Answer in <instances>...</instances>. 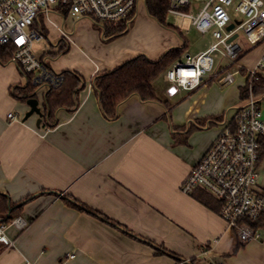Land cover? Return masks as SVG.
<instances>
[{"label": "crops", "instance_id": "obj_1", "mask_svg": "<svg viewBox=\"0 0 264 264\" xmlns=\"http://www.w3.org/2000/svg\"><path fill=\"white\" fill-rule=\"evenodd\" d=\"M142 3L145 12L138 6L137 25L117 37H104L91 18L69 10L65 15L51 7L39 14L49 46L37 57L54 71L75 70L87 81L77 109H59L53 127L38 123L36 113L26 118L30 106L12 92L27 82L26 76L15 60L0 62V192L13 201L36 195L19 215L24 227L9 228L15 241L0 254V264H173L179 258H191L193 264H264V237L241 241L216 205L181 187L244 104V76L226 83L231 65L226 66L205 75L197 88L171 96L165 72L154 80L158 99L133 94L119 104L114 119L100 107L91 84L97 73L138 54L157 60L183 45V39L145 38L142 22L171 32ZM50 25L56 29L51 37ZM61 44L68 51L52 56ZM261 106L264 117V93ZM11 112L18 119H11ZM258 188L264 191V154ZM61 194L110 221L70 205Z\"/></svg>", "mask_w": 264, "mask_h": 264}, {"label": "built area", "instance_id": "obj_2", "mask_svg": "<svg viewBox=\"0 0 264 264\" xmlns=\"http://www.w3.org/2000/svg\"><path fill=\"white\" fill-rule=\"evenodd\" d=\"M141 0H0V47L15 46L13 60L25 74L32 75V83L39 91L59 87L64 82L61 72L52 70L33 53V42L44 38V33L33 28L39 14L51 7L67 8L76 17H89L98 22H119L137 13ZM201 7L189 12L192 5ZM243 18H232L228 7ZM167 14L187 16L202 33L212 30L215 43L194 56L176 61L166 71L170 82L169 95L179 90L197 88L205 75L215 69L213 53L220 51L230 62L236 63L247 49L239 40L243 32L250 45L264 41V0H168ZM232 29H228L230 24ZM236 35L235 38H231ZM246 78V98L239 106L232 122L221 130L217 138L191 168L181 187L184 192L203 190L220 203L221 217L235 228L243 242L264 237V191L258 188L260 137L264 135V117L261 94L254 82L264 75V53L253 67L227 69L224 81L234 83L238 76ZM11 119H18L13 112ZM21 217L7 223L0 218V242L7 247L14 244L8 234L11 226L21 230ZM203 250L202 254H208ZM173 264H193L191 258H179ZM219 264H224L220 262Z\"/></svg>", "mask_w": 264, "mask_h": 264}, {"label": "trees", "instance_id": "obj_3", "mask_svg": "<svg viewBox=\"0 0 264 264\" xmlns=\"http://www.w3.org/2000/svg\"><path fill=\"white\" fill-rule=\"evenodd\" d=\"M145 5L147 12L151 16L155 17L161 24L171 26L180 35L183 39V45L168 49L157 60L150 59L146 54H138L113 70L97 73L91 79L100 107L104 115L110 119L118 116L119 104L133 94H137L141 100L158 99L154 86L155 78L165 73L174 62L181 59L188 46L187 40L179 28L166 22L168 0H145ZM55 9L65 15L68 12L67 8L61 6H56ZM135 16L136 13L128 19L114 23L98 21H94V23L104 37H117L128 32ZM32 27L43 32L37 20L32 24ZM68 49L67 45L61 44L58 51L52 52V56L56 57L60 53L67 52ZM14 52L15 46L12 43L1 46L0 62L7 63L12 60ZM43 58L41 59L45 61ZM22 73L26 76L27 82L23 85H15L12 91L13 95L23 103H27V100L31 98H38L40 102L39 87L32 83V75L25 74L23 70ZM61 74L64 76V82L59 87L42 91L41 120L47 127H53L58 123L57 112L59 109L65 108L70 112L75 111L80 103L79 94L87 87L86 79L79 72L67 69L63 70ZM254 89L257 94L264 93V75L254 82ZM246 90L244 85L242 88L243 97L246 95ZM259 152V158H261L264 154V135L260 137ZM195 194L201 201L220 208V203L205 191L197 190ZM35 196H28L21 201H13L7 194L0 192V218L2 221L9 223L19 216L23 212L25 205L34 199ZM61 197L72 206L87 210L110 221L106 216L91 209L73 196L61 194ZM6 247L5 244L0 242V254Z\"/></svg>", "mask_w": 264, "mask_h": 264}, {"label": "rangeland", "instance_id": "obj_4", "mask_svg": "<svg viewBox=\"0 0 264 264\" xmlns=\"http://www.w3.org/2000/svg\"><path fill=\"white\" fill-rule=\"evenodd\" d=\"M201 1L202 0H194V2H201ZM199 5H200L199 7L192 5L191 8L188 9V11L193 12V13H197L199 8L201 7V4H199ZM139 6H140L139 12L140 11L143 12L144 11L143 3L140 4ZM228 10L230 11L232 18H235V19H242L243 18V16L240 13L235 12L233 6L228 7ZM166 22L168 24L175 26V27H178L179 30L181 31V33L184 35V37L187 40L188 46L182 55V58H181L182 60H185L187 55H190V56L196 55L198 52L208 48L210 45H212L213 43H215L217 41V39L212 34V30H210L206 33L200 32L193 25L192 19L190 17L176 15V14H167ZM68 25L71 26L70 21H69ZM133 25L136 26L137 23L132 24L130 26V29L133 27ZM140 25L142 26V30L145 31V38H150V39L153 38L155 40H158L160 38L162 41H169L170 39H173L174 41H180V40L182 41V38L180 37V35L171 26L163 25L164 28H168L171 32V33H167V32L164 33L163 31L158 32L157 30L154 29V26L149 25L146 22H142V24L140 23ZM49 29H50V37H51V35H54L56 33V29L52 25H50ZM128 31H130V30H128ZM170 34H172V35L174 34L172 38H169ZM239 40L246 46V48H248L247 52L244 54V56L240 60H238L236 63H232V62H230V60L227 57L223 56L220 51H215L213 53V56L215 59V69L213 72L218 71V70H222L223 67L226 69V66H230V65H231L230 67H227L230 70L239 69L241 66L253 67L255 65V63L257 62V60L261 56L260 50L264 46V41L255 45V46L250 45L248 43V41L246 40L242 31H240ZM48 46H49L48 38L44 37V38H41L39 40H35L33 42V53L37 56L42 52L43 48L48 47ZM163 76L167 80V76L166 75H163ZM238 81H241L240 76L237 77V82ZM182 93H183V91H181L178 94V96H176V98H173L172 100H177L179 98V96L182 95ZM24 104H27V103H24Z\"/></svg>", "mask_w": 264, "mask_h": 264}, {"label": "water", "instance_id": "obj_5", "mask_svg": "<svg viewBox=\"0 0 264 264\" xmlns=\"http://www.w3.org/2000/svg\"><path fill=\"white\" fill-rule=\"evenodd\" d=\"M233 26H234V24L232 23V24H230L229 26H228V29H232L233 28ZM236 37V35H234L232 38H231V40L233 39V38H235ZM187 56H189V55H187ZM27 104L30 106V110L27 112V114H26V118H28L29 116H31L32 114H34V113H36V114H38L40 117H39V119H38V123H40L41 122V107H40V102H39V99L38 98H31V99H28L27 100Z\"/></svg>", "mask_w": 264, "mask_h": 264}]
</instances>
